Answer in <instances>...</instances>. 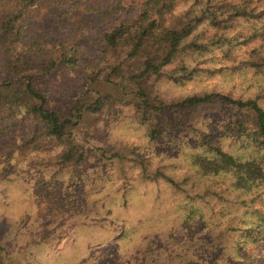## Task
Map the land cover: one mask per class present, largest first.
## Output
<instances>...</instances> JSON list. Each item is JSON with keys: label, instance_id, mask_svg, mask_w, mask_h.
Returning a JSON list of instances; mask_svg holds the SVG:
<instances>
[{"label": "trees", "instance_id": "obj_1", "mask_svg": "<svg viewBox=\"0 0 264 264\" xmlns=\"http://www.w3.org/2000/svg\"><path fill=\"white\" fill-rule=\"evenodd\" d=\"M40 1L0 4V181H34L29 195L37 215L47 211L60 220L79 208L95 215L109 198L116 205L115 178H106L101 196L89 191L88 202L81 188L85 173L77 170L90 158L78 131L86 119L103 115L110 136H120L116 144L137 135L180 157L193 181L183 176L180 182L160 169L151 173V180L163 179L174 195L225 181L241 205L226 212L228 244L216 264H264V0H185L182 15H176L177 0H143L130 18L119 6L110 7L93 44L98 58L90 63L74 40L44 46L26 33V20ZM244 21L249 25L243 29ZM231 31L237 33L231 37ZM247 47L242 63L228 75L231 81L235 75L243 78V84L163 99L159 82L185 84L207 73L203 65L209 58L214 62L218 51L233 60L236 49ZM126 109L134 114L124 115ZM204 110L211 115L198 118ZM93 156L98 165L117 168L126 154L101 150ZM177 208L187 234L206 224L201 197ZM25 211L32 216L30 205ZM102 215L115 220L113 213ZM160 249L146 246L143 254L156 260L145 256L142 264H209L186 255L187 247L181 255L164 248L157 258Z\"/></svg>", "mask_w": 264, "mask_h": 264}, {"label": "rangeland", "instance_id": "obj_2", "mask_svg": "<svg viewBox=\"0 0 264 264\" xmlns=\"http://www.w3.org/2000/svg\"><path fill=\"white\" fill-rule=\"evenodd\" d=\"M2 1L0 0V4ZM228 1L239 3L242 0ZM142 2L143 0H41L26 20V33L29 36L35 35L44 46L74 40L82 45L83 61L90 63L98 58L93 51V44L106 26L107 10L119 6L123 15L130 18ZM177 2L176 15H182L188 2ZM248 25L244 21L240 27L244 29ZM236 33L237 31H231L228 35L232 37ZM248 49L249 47L242 51L236 49L233 60L232 57L229 60L221 58L222 54L218 51L214 62L209 58L208 63L203 65L208 69L207 73L191 76L185 84L159 82L163 99H177L197 89L224 88L233 82L243 84V78L235 75L231 81L228 75L232 72L230 67L242 63L243 52ZM260 104L264 107V101ZM123 113L134 114L128 109ZM210 115V111L204 110L198 118ZM193 126L199 127L191 125ZM108 129L103 115L85 120L78 131V137L86 152L90 153V158L77 170L85 173V185L82 183L81 188L87 195L89 191L96 190L101 196V189L107 186V183L104 184L106 178H115L114 184L118 189L116 205L109 198V201H103L104 204L102 202L97 206L95 215L83 213L79 208L77 212L60 220L47 216V211L40 210L37 215L32 203L34 199L29 195L30 190L33 191L31 188L34 187V181H0L2 264H9L11 261H19L17 264H142L145 256L150 262L156 260L143 254L145 247L151 244L161 248L157 251V258L162 255L164 248L181 255L184 247H187L186 255L189 252V257L216 264L221 248L228 244L225 235L229 223L226 212L241 205L237 202L235 193H230L225 181L215 179L207 185L196 186L188 192L174 195L163 179L151 180L154 178L151 173L160 169L180 182L183 176L188 181H193V178H187L188 167L180 157L167 154L163 145H151L137 135L116 144L115 138L120 136L115 135L113 138ZM186 141L193 142L190 138ZM101 150H117L126 156L118 163L117 168L113 164L98 165V158L93 154H100ZM182 184L185 183L182 181ZM197 196L207 206L206 224L198 223V228L187 234L181 230V209L177 207L180 203H189ZM87 198L88 202L93 200L90 195ZM26 204L32 207V216L26 214ZM102 206L105 210H102ZM103 211L113 213L115 220L102 215ZM171 243L177 245H170Z\"/></svg>", "mask_w": 264, "mask_h": 264}]
</instances>
